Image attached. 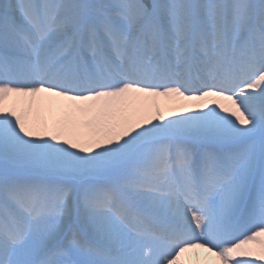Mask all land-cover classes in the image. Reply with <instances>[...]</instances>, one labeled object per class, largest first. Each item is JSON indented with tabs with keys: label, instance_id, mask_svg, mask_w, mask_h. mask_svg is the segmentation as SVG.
<instances>
[{
	"label": "snow or ice",
	"instance_id": "obj_1",
	"mask_svg": "<svg viewBox=\"0 0 264 264\" xmlns=\"http://www.w3.org/2000/svg\"><path fill=\"white\" fill-rule=\"evenodd\" d=\"M0 264H264V0H0Z\"/></svg>",
	"mask_w": 264,
	"mask_h": 264
},
{
	"label": "bare ground",
	"instance_id": "obj_2",
	"mask_svg": "<svg viewBox=\"0 0 264 264\" xmlns=\"http://www.w3.org/2000/svg\"><path fill=\"white\" fill-rule=\"evenodd\" d=\"M204 255H205V254L201 252V258H203ZM187 258H188V259H191L192 261H195L196 256H195V254L190 253V254H187Z\"/></svg>",
	"mask_w": 264,
	"mask_h": 264
}]
</instances>
